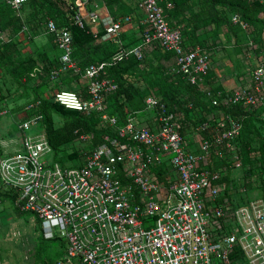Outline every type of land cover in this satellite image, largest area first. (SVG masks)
Segmentation results:
<instances>
[{"label":"built area","instance_id":"1","mask_svg":"<svg viewBox=\"0 0 264 264\" xmlns=\"http://www.w3.org/2000/svg\"><path fill=\"white\" fill-rule=\"evenodd\" d=\"M4 2L18 15L28 0ZM88 2L75 1L74 23L81 29L91 26L93 32L103 27L102 39L121 46V28L131 18L116 21L108 12L102 16L88 10ZM166 6L171 9L172 3ZM141 8L148 26L144 43L160 42L176 55V71L192 85L201 83L210 70L209 55L199 46L184 51L180 30L170 27L158 0H145ZM232 21L247 26L236 15ZM47 33L54 37L60 59L59 67L50 74L51 81L67 71H79L72 59L71 33L52 20ZM128 56L142 59V49L122 48L109 61L88 66L82 73L85 97L57 90L55 101L84 114L101 113L104 122L116 126L117 118L104 111L105 94L117 90V84L101 73ZM158 103L155 96L145 99L147 109H154ZM224 103L264 108V65L254 70L249 91L226 93ZM39 105L37 101L26 106V119L18 124L21 149L11 155L0 154V183L5 190L17 193L21 211L37 215L45 238L64 241L65 253L56 264H232L231 255L237 246L244 253L245 264H264V194L243 205L235 200L231 221L226 223H230L231 231L225 225L218 240L211 235L212 222L225 218L231 204L218 201L220 173L204 164L210 163L212 156L224 159L232 155L242 128L238 119L226 116L218 120L212 138L202 140L199 151L193 152L175 126V115L161 106L155 126L138 127L131 116L118 129L117 138L105 137V143L85 153L82 164L62 166L54 160L45 130L30 132L39 126L41 118L36 111L30 117L27 112ZM208 127L204 124L198 130ZM90 140L89 135L79 139ZM233 158L236 169L240 168L238 157ZM166 161L173 170L166 177L167 184L162 185L151 169Z\"/></svg>","mask_w":264,"mask_h":264},{"label":"trees","instance_id":"2","mask_svg":"<svg viewBox=\"0 0 264 264\" xmlns=\"http://www.w3.org/2000/svg\"><path fill=\"white\" fill-rule=\"evenodd\" d=\"M75 1L28 0L22 13L17 15L4 0H0V36L3 38L0 40V98L22 101L23 104L18 106L19 110H25L29 104L40 101L37 109L28 111L27 115L30 117L35 111L39 114L41 118L39 127L45 130L46 140L55 162L62 166L76 160L82 164L86 157L85 153L105 143V137L117 138L118 129L125 125L129 117H134L130 109L134 106L135 109H147L144 100L150 96L159 99V103L154 109L147 110L154 113L155 119L162 110L173 113L175 126L183 137L193 134L198 127L208 124L207 129L197 132L201 141L211 139L213 127L218 120L226 116L238 119L242 128L234 142L232 155H227L224 159L212 156V161L204 164L220 173L217 183L221 186V193L218 201L231 204L226 209L225 218L212 222L211 235L218 240L225 225L230 226V223H226L231 221L230 215L236 204L243 205L246 201L252 200V198L251 200L240 199L236 200L235 204L232 189H235L240 182L243 194L250 196V193L257 188L264 194V120L262 119L264 108L224 103L227 92L222 89H213L209 82L214 77L212 52L218 43L223 44L220 39L223 35L227 44L234 42L238 47L244 45L245 47L240 49L244 54L256 51L254 53L258 54L257 56L261 55L258 59L248 62L249 66L246 64L251 67L248 68L249 70L247 66H241L240 60L239 65L234 63V67L241 68L245 76L252 71L250 86L234 91H249L253 84L254 70L258 65H264V0H158L170 27L180 30L184 51L188 52L199 46L209 55V73L197 85L190 84L183 74L176 71L174 52L166 51L158 41L144 43V33L148 31V26L142 22L145 12L141 4L145 0H101L113 19L120 21L130 17V23L133 22L136 25L128 33H123V28L127 25L121 28V46L114 41L103 40L104 29L94 33L91 26L79 28L73 20ZM90 2L92 0H89L88 5ZM167 2L172 3L171 9L167 8ZM235 15L247 25L245 28L233 23L232 18ZM50 20L58 28L71 33L72 59L79 67V71L70 70L63 73L57 81L50 79L51 72L59 67L60 60L58 47L53 41L54 37L48 34L58 53L57 57L49 52L38 50L37 47L32 52H23L25 45L19 39L20 34H24L25 40H29L47 32V24ZM30 43L27 41V45ZM133 47L142 49V59L128 56L106 66L101 73V77L112 78L118 85L117 90L105 94L107 108L104 111L110 117L117 118L116 126H110L104 122L101 113L84 114L69 110L58 104L53 95L46 96L50 90H61L64 89L62 85H66L73 92L85 97L86 83L82 81L83 71L90 65L109 61L122 48ZM42 88L45 89L42 90ZM214 101H217L216 105ZM161 106H163L162 110ZM24 120L25 118L21 122ZM83 135H89L91 138L87 146L83 148V154L79 149L65 152L70 144L78 141ZM234 156H237L240 161L243 175L239 177L238 183L237 178L233 176V170L236 169ZM172 170L173 168L166 161L159 166H154L151 173L157 181L166 185V177L172 173ZM17 199V193L11 190L6 191L0 186L2 203L11 202L18 216L23 214L34 216L38 224L39 238L49 243L60 244L62 249L54 254L52 260L48 263L41 262V264H56L57 259L65 253L64 241L58 237L45 238L37 215L29 211H21L17 206ZM227 229L231 231L230 227ZM231 258L232 264H245L244 253L238 246Z\"/></svg>","mask_w":264,"mask_h":264},{"label":"crops","instance_id":"3","mask_svg":"<svg viewBox=\"0 0 264 264\" xmlns=\"http://www.w3.org/2000/svg\"><path fill=\"white\" fill-rule=\"evenodd\" d=\"M87 9L97 11L102 16H104L107 12L101 0H92V2H90L89 5L87 6ZM22 17L24 18V14ZM142 22H144V19H142ZM135 26H136L135 23L125 26L123 28V33H128L130 30H132L131 28H134ZM101 29H103V27L94 28L95 31L94 33H99ZM19 39H21L25 45L23 52L25 51L32 52L37 47L38 50L49 52L54 57L58 56L56 49H54V44L52 43L51 39H49V35L47 32H43L39 36H37V38L29 39V40H25V35L20 34ZM220 39L223 44L220 45V43H218L217 46H214L212 52V54H214V56H212V61H213L212 71L214 77H212L209 80V82H211V87H213V89H222L227 93H231L235 89L250 86L251 83L250 74L252 73V71L250 74L245 76L241 68L237 69L236 67H234V63L239 65L240 63L238 61L240 60L241 66L244 65L247 66L248 62L258 59V57H260L261 55L257 56L258 54L254 53L256 51H252V53L244 54L240 50L243 49V47H245L244 45L238 47L237 44H235L234 42H229L227 44L225 43L226 39H224L223 35L220 36ZM220 39L218 41H220ZM31 40L32 43H30ZM27 41H29L30 45H27ZM232 41H234V39ZM211 42H213V40H211ZM249 44L251 45L253 43H249ZM248 66H247V70L251 68ZM247 70H245L246 73ZM0 77H1V73H0ZM82 81L85 83L84 78L82 79ZM8 85L9 84L7 83V86ZM55 91L56 89L50 90L48 94L46 93V96L47 95L52 96L55 93ZM12 92L13 93L15 92L14 89L12 90ZM22 104L23 102L18 99L0 98V116H2L3 114L10 116V119L7 118L3 119L0 117V153L3 155L14 154L17 151H19L22 147V135L19 132L18 128H17V132L15 133L10 130L11 124H14L16 126L24 118L26 119L24 110H19L18 108V106ZM134 107L130 109V112L132 111L131 113L134 116L133 118L135 119L138 125L141 124L142 126H148V127H153L156 125V119L154 118L153 112L147 109L145 110L139 108L135 109ZM197 131L199 132L198 128L196 131H193L194 132L193 134L191 133L185 136L187 147L189 150L193 152H198L200 149L201 140ZM76 164H79L78 160H76ZM3 204L4 203L0 201V215L2 212H5L4 209L3 210L1 209L3 207ZM11 218L12 216L8 214V219ZM3 223L4 221L0 220V227L2 226ZM1 259L2 258L0 255V260Z\"/></svg>","mask_w":264,"mask_h":264},{"label":"rangeland","instance_id":"4","mask_svg":"<svg viewBox=\"0 0 264 264\" xmlns=\"http://www.w3.org/2000/svg\"><path fill=\"white\" fill-rule=\"evenodd\" d=\"M132 23L125 25H130ZM62 88L65 89L61 90L72 91V89L66 85H62ZM44 89L45 88H42V90ZM0 117L3 119H10V116L6 114ZM56 121L58 122V119H56ZM16 126L11 124L10 127V130L14 133L17 132L18 124ZM138 127H142V125L139 124ZM40 130L41 127L39 126L37 128L33 127L31 134L38 133ZM86 146V142L78 140L70 144L65 152H71L74 149H83ZM75 164L76 161L67 163L68 166H74ZM238 169L233 170V176L237 178V183L240 181L239 177H243L242 170L240 168ZM241 190L242 187L239 182L236 188L232 189V197L235 200H246L247 198L251 200V198H258L261 194L258 188L252 191L250 196L243 194ZM5 203L1 208L2 210L4 209L5 212H2L0 215V220L4 221L0 227V255L2 258L0 264H41V262L48 263L52 260L54 254L62 249L60 244L49 243L44 239H40L37 228L38 224L35 217L30 214L18 216L14 212L11 202L8 201L6 204ZM8 214L12 216L11 219H8Z\"/></svg>","mask_w":264,"mask_h":264},{"label":"clouds","instance_id":"5","mask_svg":"<svg viewBox=\"0 0 264 264\" xmlns=\"http://www.w3.org/2000/svg\"><path fill=\"white\" fill-rule=\"evenodd\" d=\"M130 22H131V21H130ZM130 22H129V23H130ZM129 23H128V24H129ZM107 78H108V77H107ZM111 79H112V78H111ZM113 80H114V79H113ZM84 81H85V79H84ZM85 83H86V81H85ZM116 84H117V83H116ZM117 88H118V85H117ZM64 89H65V88H64ZM56 91H57V90H56ZM56 91H55V92H56ZM63 107H64V106H63ZM79 150H81V149H79ZM71 152H72V151H71ZM0 186H2L1 183H0ZM2 187H3V186H2ZM3 188H4V187H3ZM6 191H9V190H6ZM43 233H44V232H43Z\"/></svg>","mask_w":264,"mask_h":264}]
</instances>
